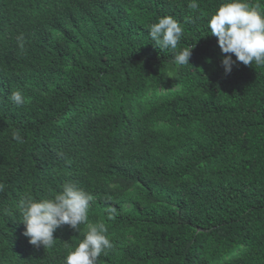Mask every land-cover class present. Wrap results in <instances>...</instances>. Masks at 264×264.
Returning <instances> with one entry per match:
<instances>
[{"label":"trees","instance_id":"trees-1","mask_svg":"<svg viewBox=\"0 0 264 264\" xmlns=\"http://www.w3.org/2000/svg\"><path fill=\"white\" fill-rule=\"evenodd\" d=\"M223 2L0 0V264H64L87 227L37 247L19 204L66 183L101 196L99 264H264V66L225 74L208 28ZM168 15L176 50L149 35Z\"/></svg>","mask_w":264,"mask_h":264},{"label":"clouds","instance_id":"clouds-1","mask_svg":"<svg viewBox=\"0 0 264 264\" xmlns=\"http://www.w3.org/2000/svg\"><path fill=\"white\" fill-rule=\"evenodd\" d=\"M188 7L197 9L199 4L197 0H190ZM208 28L218 39L225 74H230L238 63L264 66V11L258 6L252 5L249 0H225L211 15ZM149 35L158 49L176 50L183 36V28L171 15L163 16L150 25ZM17 39L23 48V34ZM192 52L193 46L175 52V63L190 64ZM11 100L17 105L25 102L20 91L13 92ZM12 136L17 142H23L18 131H14ZM4 187L0 183V192ZM100 197L92 189L86 192L74 183H66L61 191L43 198L26 195L19 204L25 225L24 235L30 238L32 245L51 248L57 240L54 233L58 228L69 225L79 232L80 225H83L87 227L84 238L76 246L70 247L68 244L64 264H99L101 254H106L112 248V238L104 225L91 224L88 220L89 207L94 206Z\"/></svg>","mask_w":264,"mask_h":264}]
</instances>
